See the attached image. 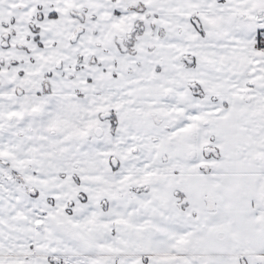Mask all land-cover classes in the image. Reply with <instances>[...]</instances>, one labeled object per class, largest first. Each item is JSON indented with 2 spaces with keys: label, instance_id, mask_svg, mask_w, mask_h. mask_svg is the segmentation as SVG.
Listing matches in <instances>:
<instances>
[{
  "label": "crops",
  "instance_id": "0c3cea01",
  "mask_svg": "<svg viewBox=\"0 0 264 264\" xmlns=\"http://www.w3.org/2000/svg\"><path fill=\"white\" fill-rule=\"evenodd\" d=\"M17 1L27 4L23 10L30 16L36 5H41L42 17L35 24L43 49L49 51V62L60 58L64 66L71 65L74 51L93 54L100 61L99 66L88 68L89 83L83 81V71L74 72L79 95L73 93L68 79L56 74L50 80L52 94L46 97L53 102H69V106L72 101L77 103L66 110L81 119L109 109L115 118L111 123L115 139H120L123 132L140 137L141 158L135 164L147 171L141 180L150 187V195L145 197L149 198L139 212L141 220L147 218L145 222L152 220L160 226L163 219L158 213L173 212L177 199L171 183L182 182L187 200L184 212L194 209L205 225L189 221L188 233L183 232L186 227L177 225L183 216L176 213L174 219H169L175 234L178 227L189 240L194 238L206 254L201 258L205 264H264V45L260 42L264 16L246 20L235 17L239 12L261 10L264 0H179L190 5L191 11L175 16L169 24L161 17L144 18L142 12L131 10L126 0ZM9 3L0 0V20L9 14L19 15L20 9L5 10ZM69 9H83L89 16L75 43L68 42L67 37L79 23L72 19ZM52 11L54 17H46ZM136 18L141 19V25L122 52L114 46L113 38L128 32ZM92 40H100V46ZM38 64V70L46 68L43 62ZM112 65L116 74L113 80L109 78ZM12 101L13 108L0 109V138L16 140L17 128L26 137L19 149L10 145L18 152L10 157L12 161L2 157L18 173L24 162L23 175L34 189L28 192L19 186H0V264H63L61 256L90 252L92 244L84 248L60 231L58 224L64 221L76 224L81 233H89L93 243L113 241L102 235V224L108 219L97 215V210L118 207L115 185L119 177L108 163L114 144L81 136L69 141L57 133L58 152L72 148L78 154V164H83L76 183L69 177V160L57 157L58 152L48 146L46 141L52 135L37 132L40 128L28 134L29 121H16L18 109H23L25 102ZM31 102L24 108L31 107ZM10 114L15 118L9 124L5 117ZM32 143L37 145L34 150ZM207 146L214 150L204 153ZM102 155H106L107 167ZM127 163L132 172V161ZM150 168L157 170L149 172ZM131 177L138 180L132 173L126 176ZM105 190H110L111 200L106 198L107 203H100ZM207 195L213 201L209 210L203 199ZM37 214L43 217L42 232L38 234L34 225ZM127 218L130 221L131 214ZM218 231L225 237L216 239ZM231 235L242 239L243 256L231 250ZM121 248L125 252L130 249Z\"/></svg>",
  "mask_w": 264,
  "mask_h": 264
},
{
  "label": "rangeland",
  "instance_id": "374dc122",
  "mask_svg": "<svg viewBox=\"0 0 264 264\" xmlns=\"http://www.w3.org/2000/svg\"><path fill=\"white\" fill-rule=\"evenodd\" d=\"M11 3L6 5L5 10L12 12V8L16 11L20 9V13L18 14H9L6 16L4 20H0V32L6 31L9 34V40L11 44L20 43L22 48H15L14 45H11L9 49H2L0 46V69L6 72L9 82H5L0 77V109H8L13 108V99L16 101L21 99V103H23V109H25V105L28 101H31V107L34 110L39 111L38 116H34V112L30 114L33 116V127L40 128L37 132L40 133L44 131L50 136L52 135V139L46 142L48 146L50 145V150L54 153L58 152L60 148V141H56L57 133H61L65 140L67 138L69 141H73L77 136H81L84 140L95 139L91 136L90 128H93V118L81 119L80 117H73L67 113L66 108H75L77 103L69 102L61 103V102H53L49 98L46 97L45 94L49 95L48 92H41L42 89L39 85H35V81H37L41 76H44L42 72L49 67H52V62H49V51L43 49L45 46H42V42L38 36L34 34L36 31L29 30V25L32 23L35 26V16L26 15V11L23 9L27 7L24 2L17 0H8ZM128 3L132 4V6H136L137 4L141 6L142 13L144 18L146 17H161L164 19V22L169 24V20L177 17H181L182 15H187L191 11L190 5H186L184 2H180L179 0H126ZM222 2L223 0H219ZM264 7V5H262ZM132 7V10L134 9ZM188 8V9H187ZM23 10L24 12H22ZM264 8L261 10H256L254 13H246L242 14L241 12L237 13L235 16L237 19H248L249 17L253 18L255 16H264ZM21 14V15H20ZM191 14V13H190ZM249 14V16L247 15ZM253 15V16H250ZM226 16V14H224ZM48 17V16H46ZM209 19V18H208ZM139 20L138 18L134 19V22ZM41 25V24H40ZM264 31V30H263ZM263 34V35H262ZM228 39V38H227ZM230 41V38H229ZM260 42L264 43V32L261 33ZM41 51V53L39 52ZM43 62L46 68L42 70H38L36 66H38L40 61ZM53 69V68H52ZM54 70V69H53ZM60 70V69H59ZM62 70V69H61ZM55 71V70H54ZM54 76H57L56 74ZM30 83L29 85H24L23 83ZM21 91L20 94L17 91ZM33 90V91H32ZM75 95H79L75 93ZM25 98L26 101L23 100ZM34 99V101H33ZM25 107V108H24ZM33 110V111H34ZM9 118V124L12 122L13 116L10 114L7 116ZM1 118V117H0ZM29 119V118H27ZM78 119V120H77ZM77 120V121H76ZM84 122H81L83 121ZM31 122V121H30ZM105 122V121H104ZM107 123V122H106ZM93 125V126H92ZM109 127L106 131L101 135L97 140L102 142L113 143L115 149H113V156L117 157L119 160L118 165L115 169H112V172L115 176L119 177L116 180V187L118 188L116 191L117 197H115L118 201V207H107L104 210L98 209L97 215H100L108 220L106 223L102 225V235L110 237L113 241L100 243H93L90 241L91 239L88 237V234L81 233L78 227L74 226L76 224H71L70 222L64 221L63 223L58 224V228L62 233L68 236L71 241L76 242L77 244L84 246L87 248L89 244H92L90 247L91 251L88 253H74L67 256H61L59 260L60 263L63 264H205L204 260H201L203 256L206 254L200 248V244L196 243L195 239L192 235L191 240L188 239L186 235L182 234V230H178L179 225L185 226L183 232L188 233V225L187 222L194 221L199 222L201 227H204V219L200 217L197 213H194V209H188L190 212H184L187 208V204L182 206H177V202L179 198H185L184 191L185 187L182 182L172 181L171 185L174 186V191L178 189L181 191V195H178L179 198L175 199L173 204V212H165L164 214L158 213L159 218L163 219V222L159 223L160 226L155 223H152L149 220H141L140 210L141 207L144 206L147 201L146 196L150 195V187H148V183L141 180L142 175L145 176L147 171L141 169L140 164L138 163L140 160V143L138 142L140 137L138 135L129 134V133H121L120 139H115L116 133L113 130V125L109 123ZM39 126V127H38ZM69 128L68 133L65 131ZM89 128V129H88ZM31 124L26 128L27 133L31 134L33 130ZM19 130L18 134L16 133L15 137L18 135L17 139L14 141L2 140L0 138V186L5 189L20 187L25 189L26 191H33V187L29 184V181L23 175V169L25 168V163L21 164V170L18 171L13 169V167L8 163L4 157L9 158L10 161L12 159L10 157H15L18 152H14V148H10V145L16 146L17 149L22 147L23 140L25 139V132L21 128H17ZM30 130V131H29ZM124 131V130H123ZM34 133V131H33ZM66 134V135H64ZM68 134V135H67ZM120 134V133H119ZM32 138V137H31ZM111 139V141H110ZM112 139H114L112 141ZM21 140V141H20ZM64 140V141H65ZM135 142V143H134ZM137 142V143H136ZM134 143V144H133ZM33 144V150L36 149V144ZM53 144V145H52ZM110 151V150H109ZM27 153L31 155V149L28 148ZM40 155V154H39ZM36 156L39 157L36 153ZM78 156L77 152L69 148L67 151L64 149V152L61 154L58 152L57 157H60L65 160H69L70 165L68 167V172L70 173V179L76 183H78L77 177L80 175L78 173V169H80L83 164L79 162L76 157ZM81 156V155H79ZM102 160H104V166L107 167V158L106 155L100 156ZM108 158V162H109ZM5 160L6 163L3 165L2 161ZM127 160L132 161L131 167H133L132 172L128 169ZM75 161V162H74ZM164 161V159H163ZM27 167L29 165H26ZM19 167V166H18ZM62 168L65 165H61ZM17 168V167H16ZM157 169L150 168L149 172H154ZM135 175L138 180L126 178L129 174ZM90 184V181H86ZM176 183L179 185L177 186ZM138 184V185H133ZM76 187V186H74ZM126 187V189L124 188ZM79 188V187H77ZM91 189V187H90ZM123 189V190H122ZM125 189V192L122 193ZM87 190V189H86ZM122 191V192H121ZM105 193L103 196L99 197L100 203H107V199L111 200V196L108 191H103ZM124 195V196H123ZM90 196V195H89ZM79 197H83L82 193H79ZM92 197V196H91ZM91 197L88 198V201L91 200ZM94 200L95 198L92 197ZM153 198H155L153 196ZM205 198V197H204ZM203 198V199H204ZM187 201V200H186ZM96 202V201H95ZM66 206H70L66 204ZM116 208V209H115ZM113 209L114 216H111ZM115 209V210H114ZM169 208L166 206V211ZM209 210V209H207ZM171 211V210H170ZM179 213L183 216L181 222L177 223V234L174 230H172V223L169 219H172L173 215ZM131 214V220L129 221L127 215ZM106 216V217H104ZM177 215H175L176 217ZM174 219V218H173ZM35 222L37 227H35V231L38 233L42 232V224L43 217L39 214L35 216ZM109 223V225L107 224ZM170 224V225H169ZM171 226V229H170ZM174 228V227H173ZM181 228V227H179ZM110 232V233H109ZM172 233V234H171ZM88 235V236H87ZM100 235V234H99ZM91 236V234H90ZM101 237V235H100ZM216 239H220L225 237L221 232H216L214 234ZM102 238V237H101ZM232 239L235 240V243L232 242ZM157 240L162 244H159ZM229 240L231 241L230 247L233 252H239L243 256L241 249L243 248L242 239L238 238L235 235L229 236ZM169 243H168V242ZM190 241V242H189ZM122 246H126L128 249L126 252L122 250ZM246 247V246H245ZM93 249V250H92ZM79 253V254H78ZM203 253V254H202ZM55 257V256H54ZM55 259V258H54ZM57 260V259H56ZM244 259H242L243 261ZM12 264H18V262H12Z\"/></svg>",
  "mask_w": 264,
  "mask_h": 264
},
{
  "label": "flooded vegetation",
  "instance_id": "af4514ba",
  "mask_svg": "<svg viewBox=\"0 0 264 264\" xmlns=\"http://www.w3.org/2000/svg\"><path fill=\"white\" fill-rule=\"evenodd\" d=\"M40 7H41V5H36V11H35V13L33 15V16H35L34 17L35 18V21H39L41 19V17H42L41 12H40ZM132 7L133 6L131 4V10H132ZM133 8H134L133 11H135L136 13L143 11L142 8H141V6L138 5V4L136 6H134ZM54 14H55L54 11H52V12H49L47 15H48V17L51 18V17H54ZM69 14H70V16L72 17L73 20H76L79 23L78 25H76V26H74V27L71 28L70 33H69V35L67 37L68 42L75 43L76 40L78 39V36L84 32L83 24L87 21V18L86 17H89V16H87V15L84 14L83 9H81V10L80 9H69ZM140 20L141 19H139L136 22H134L133 25H132V27H131V29L128 32L114 36V38H113L114 46L116 48L118 47V49L120 51H122V52L125 51L127 42L129 43L131 41V39L133 38V33L136 32L138 30V28L140 27V25H141V21ZM28 25H29V30L36 31V33L34 35L35 36H38L39 26L37 24H35V26H34L32 23H30ZM77 28H80V31L76 34L74 40L73 41H70V37L73 35L74 30L77 29ZM256 31L259 32V30H256ZM127 35H129L128 38L126 37ZM258 35H259V33H258ZM94 36H95V33H94ZM117 38H121L122 39V47H123V50L121 49V46L117 43ZM8 40H9V34H8V32H6V31L0 32V46L3 49H9V48H11V45H14L15 48H18V49H20V47L22 48V45L20 43L11 44L10 42H8ZM93 41L94 40H92L91 42H93ZM97 41L98 42H95L94 41V45L97 46V47H99L101 41L100 40H97ZM263 45H264V43H263ZM130 52H131V50H130ZM73 54H74V61H73V63H71V65L64 66L62 59L56 58L52 62V67H49V68H47L46 70H44L42 72V74L44 76H41L37 81H35V85L36 86L39 85L41 87V89H42L41 92H44V93L48 92L49 94H52L51 87H50V83H51L50 80H51V78L55 74H58V76H60L61 78L63 77V78L68 79L72 83L71 86L74 88L73 89V93H77V94L80 93V90H78L79 88L76 87L75 84H74V82L76 81L75 80V77L76 76H75L74 72H76L77 70L83 71L84 74H85V77H84V80L83 81H86V83L91 82V80H90L91 75H90V77L87 75V72L89 71L88 68L91 67L92 65H98L99 66L100 65V61H97L96 60V56L95 55L90 54V53H86L84 51L83 52H81V51H74ZM113 65H114V63H113ZM113 65H112V67L109 70V78L112 79V80L116 76V74H115V66H113ZM67 69H71V71H68L67 72ZM64 70H66V71H64ZM2 71L3 70L0 69V72H2ZM5 74H6V72H5ZM65 74H66V76H65ZM0 77H1V79L3 81H5L7 83L9 82V78H8L7 74H6V78H3L1 75H0ZM101 79H102V76H101ZM25 82L23 83L25 86L30 84V83H25ZM94 92H98V91L97 90L96 91L94 90ZM17 93L20 94L21 91L18 90ZM81 94H82V92H81ZM45 95H47V94H45ZM31 109H33V107H29L27 109H21V110L18 109L19 110V113H18V116H16V118H17L16 121H17V123H20V122H23L25 120H28L29 121V124H31V126H32V129L31 130H36V129H34L35 127H33V125H34L33 124V121L30 120V119L33 118V116L30 114V110ZM33 110H31V112H34L33 113V114H35L34 116L40 115L39 114V111H37V110H34L33 111ZM105 112L108 113V115L107 116H104L103 118H100V114L105 113ZM7 116L8 115H6L5 119H6V122L8 123L9 122V118ZM14 118H15V116H13V119ZM27 118H29V119H27ZM84 119H86V118H84ZM93 119H94V122H93V125L94 126L92 125L93 128H91L89 126V128H90V132L92 134L91 136H93L95 139H98V138L101 137L104 127H106V125L108 123L111 124L112 122H114V119L115 118H114V115L112 114V111L111 110L105 109V110H102V111L98 112L96 114V116H93ZM81 122H84V120L81 121ZM96 127H98L100 129V135H98V136L94 135V133H93V130ZM213 150L214 149L212 147H208L207 146V147H205L203 149V152L204 153H208V152H212ZM109 158H110L109 159V162H108L109 165L112 167V169H115V167L118 165L117 159L114 156H111ZM2 163L5 164L6 161L3 160ZM174 192L177 193L176 197L179 198L178 195H181V193H179V192H181L179 190V188L176 189ZM204 202H205V205H206V208L207 209H212L213 208V201H212L211 196H209V195L205 196ZM184 204H186V199L185 198H179L178 199V202H177V205L180 207V206H182ZM35 224H36V222L34 220V225ZM35 227H37V225H35ZM42 228L43 227H41V229ZM232 242L235 243V240H232Z\"/></svg>",
  "mask_w": 264,
  "mask_h": 264
},
{
  "label": "water",
  "instance_id": "95a60500",
  "mask_svg": "<svg viewBox=\"0 0 264 264\" xmlns=\"http://www.w3.org/2000/svg\"><path fill=\"white\" fill-rule=\"evenodd\" d=\"M79 31H80V28H77V29L74 30L73 35L70 37V41H73V40H74L76 34H77ZM126 37L128 38L129 35H127ZM117 43L121 46V49L123 50V47H122V39H121V38H117ZM0 75H1L3 78H6V74H5V72H3V71L0 72ZM107 115H108V113H106V112H105V113H102V114H100V118H103L104 116H107ZM93 133H94V135H96V136L100 135V129H99L98 127L94 128Z\"/></svg>",
  "mask_w": 264,
  "mask_h": 264
},
{
  "label": "trees",
  "instance_id": "16d2710c",
  "mask_svg": "<svg viewBox=\"0 0 264 264\" xmlns=\"http://www.w3.org/2000/svg\"><path fill=\"white\" fill-rule=\"evenodd\" d=\"M259 33V32H258Z\"/></svg>",
  "mask_w": 264,
  "mask_h": 264
}]
</instances>
